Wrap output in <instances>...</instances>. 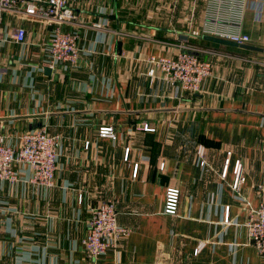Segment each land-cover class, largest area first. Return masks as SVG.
Instances as JSON below:
<instances>
[{
	"label": "crops",
	"instance_id": "0c3cea01",
	"mask_svg": "<svg viewBox=\"0 0 264 264\" xmlns=\"http://www.w3.org/2000/svg\"><path fill=\"white\" fill-rule=\"evenodd\" d=\"M203 3L68 0L75 19L60 29L76 36L80 57L77 68L52 70L53 26L23 11L2 15L0 134L16 146L44 128L60 148L52 187L31 183L25 165L17 182L0 184V264L264 263L245 227L264 199V53L204 40ZM17 27L21 44L11 38ZM240 32L264 49V0H245ZM182 50L211 64L193 95L148 75L150 57ZM101 127L115 138L100 137ZM168 188L179 191L175 215L164 213ZM111 202L130 233L116 255L90 260L87 222Z\"/></svg>",
	"mask_w": 264,
	"mask_h": 264
},
{
	"label": "built area",
	"instance_id": "2783aa9c",
	"mask_svg": "<svg viewBox=\"0 0 264 264\" xmlns=\"http://www.w3.org/2000/svg\"><path fill=\"white\" fill-rule=\"evenodd\" d=\"M244 10L245 0H204L202 33L237 45L249 43V37L240 32ZM19 11H23L25 15L43 18L47 25L53 26L48 43L49 58L46 63L48 68L52 70L57 65L77 68L80 50L76 44V36L60 29L62 25L75 19L73 11L68 6V0H0V53L2 15ZM25 37L26 32L22 27L15 28L11 35L13 42L17 44L23 43ZM147 62L150 65L148 71L150 78L159 74V78L165 84L190 95L198 93L211 74V64L198 58L191 50H182L174 57H150ZM141 130L153 132L154 129L144 124ZM98 132L100 137L115 138L111 127H101ZM59 148V137L50 135L44 128L21 133L16 146L6 144L0 134V184L17 182L20 178L18 167L25 165L32 170L31 183L41 187H52ZM198 154L201 159L199 165L204 167L206 162L202 148ZM228 163L229 159L225 161L222 178L226 176ZM136 172L137 167L134 168V177ZM233 174L235 177L233 189L237 191L244 182L240 163L235 164ZM178 202L179 191L168 188L165 193L164 213L175 215ZM228 218L226 209L224 223H229ZM245 227L251 245L259 257L264 258V199L256 208L248 211ZM129 233L127 227L118 223L115 203L100 204L92 211L87 222L86 235L82 240L84 253L90 260L108 253L116 255L118 243L127 238Z\"/></svg>",
	"mask_w": 264,
	"mask_h": 264
},
{
	"label": "water",
	"instance_id": "95a60500",
	"mask_svg": "<svg viewBox=\"0 0 264 264\" xmlns=\"http://www.w3.org/2000/svg\"><path fill=\"white\" fill-rule=\"evenodd\" d=\"M203 39L206 40V41L217 43V44H222V45L232 46V47H240L242 49H247V50H250V51H256V52H263L264 53V49H262V48H258V47H254V46H250V45H237L236 43H233V42H230V41H226V40H223V39H219V38H216V37L204 36ZM44 73L46 75H49L50 74V69L45 68L44 69Z\"/></svg>",
	"mask_w": 264,
	"mask_h": 264
}]
</instances>
